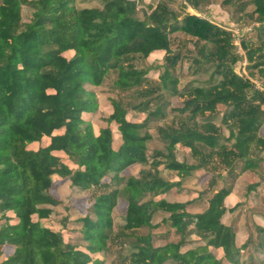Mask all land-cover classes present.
Listing matches in <instances>:
<instances>
[{
  "label": "trees",
  "instance_id": "16d2710c",
  "mask_svg": "<svg viewBox=\"0 0 264 264\" xmlns=\"http://www.w3.org/2000/svg\"><path fill=\"white\" fill-rule=\"evenodd\" d=\"M96 1L0 0V264H264V226L241 230L244 203L225 204L228 177L264 163V90L235 71L232 33L205 16L211 0L183 12L172 0ZM222 5L254 27L242 47L249 76L264 79V0ZM184 65L212 72L183 83ZM106 82L100 126L93 88ZM200 173L203 189L186 188ZM65 183L88 206L55 224Z\"/></svg>",
  "mask_w": 264,
  "mask_h": 264
},
{
  "label": "rangeland",
  "instance_id": "374dc122",
  "mask_svg": "<svg viewBox=\"0 0 264 264\" xmlns=\"http://www.w3.org/2000/svg\"><path fill=\"white\" fill-rule=\"evenodd\" d=\"M223 0H211V4L205 8V16H207L210 20H212L217 25L223 27L224 29L230 31L233 35V43L236 45L235 49L236 52L241 56L240 61L234 66L235 71L242 76L248 77L251 79V81L259 88L264 90V79H256L249 76V71L247 69V60L245 58V51L242 47L243 40L248 39L249 37H252L254 34V27L252 25H248L242 20H239V14H237L233 9L223 6L222 5ZM158 0H144V3L146 5L149 4H156ZM187 2L185 0H172L171 1V7L175 9L176 11L183 12V4H186ZM76 6L78 8H92V7H99L100 4L96 0H76ZM139 9H147L144 5H140ZM251 9V8H250ZM188 11L191 13L193 12L190 8H188ZM29 15L28 10H24V17H27ZM162 54L156 53L149 57L148 61L149 63H153V65H159L161 63ZM187 65H184L183 67V75L187 76L185 77L183 83L190 81L192 79L199 80V81H205L208 79L212 72L211 66H205L203 70L200 72V74L196 76L188 75L187 72ZM151 77L154 79H157L158 72L157 71H151L150 73ZM92 89V88H91ZM94 91L100 92V107L99 111L97 112L94 120L98 125H104L105 123L102 122V117H108L110 114V107L109 103L106 99V95H104L106 92H111V86L109 82H106L103 86L99 88H93ZM173 105L178 106L179 105V99L174 98ZM131 116L129 115V118ZM217 123L220 122V120H216ZM153 125V124H152ZM114 131L118 135V131L114 128ZM261 134L264 135V126L261 129ZM227 134V131H226ZM151 148L156 147H162V145L155 141L151 143ZM260 169L258 170V173L254 174H245L241 176L240 178L233 180L230 177L227 179V186L231 188V195L225 200V204L228 208H232L238 203H244L240 206V210L242 209V217H241V223H240V229L242 230L245 226L246 221L251 223V220L255 221L259 225L264 226V220L262 219L261 214H264V163H260ZM208 180V175L200 173L198 178H193L187 181L186 188L191 190L200 191L203 189L205 183ZM252 183H259L260 185L257 187L255 192H252L250 194L251 204L250 206L245 204V194L248 190V186ZM54 194L62 201V204H60L57 207L53 208V215L52 220L53 222L59 223V221L66 216L67 214L70 216V221L74 223L76 218H79L81 215H83L85 208L88 206L86 201V195L76 192L71 188L69 183H65L64 185L55 188ZM168 199L170 201H186L188 199V195L184 194H177L173 195L170 194L168 196ZM127 204L124 201H119L117 206V213H118V220L120 217L125 215ZM233 216V215H232ZM231 216V217H232ZM164 217L163 214H159L156 216L155 222H159ZM231 217L228 216L227 220L231 219ZM73 224L70 225V228L73 229ZM56 228H59L57 225ZM164 244L163 241L157 242V245ZM12 253V249L6 250V255H9ZM1 261V258H0ZM109 261H111L109 259Z\"/></svg>",
  "mask_w": 264,
  "mask_h": 264
},
{
  "label": "built area",
  "instance_id": "2783aa9c",
  "mask_svg": "<svg viewBox=\"0 0 264 264\" xmlns=\"http://www.w3.org/2000/svg\"><path fill=\"white\" fill-rule=\"evenodd\" d=\"M235 45V44H234ZM236 46V45H235Z\"/></svg>",
  "mask_w": 264,
  "mask_h": 264
}]
</instances>
